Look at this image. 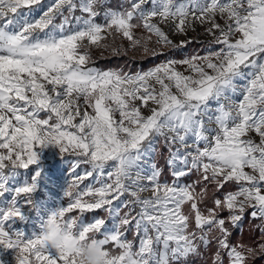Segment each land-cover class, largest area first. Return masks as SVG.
Masks as SVG:
<instances>
[{"label":"snow or ice","instance_id":"obj_1","mask_svg":"<svg viewBox=\"0 0 264 264\" xmlns=\"http://www.w3.org/2000/svg\"><path fill=\"white\" fill-rule=\"evenodd\" d=\"M106 4L0 0V264H186L213 244L212 264H248L256 250L231 243L229 225L247 213L264 234V0ZM197 23L206 55L89 66L94 49L119 54L117 37L145 55L183 48L169 33ZM161 141L171 181L145 171ZM49 147L72 157L54 209L40 198ZM210 186L231 190L202 207Z\"/></svg>","mask_w":264,"mask_h":264},{"label":"rangeland","instance_id":"obj_2","mask_svg":"<svg viewBox=\"0 0 264 264\" xmlns=\"http://www.w3.org/2000/svg\"><path fill=\"white\" fill-rule=\"evenodd\" d=\"M51 2H52V0H43V6L46 7ZM121 2H122V0H119L118 7L120 6ZM109 4H111L110 0H107L106 7H108L107 5H109ZM40 11H41V9L39 7H37V10L34 13H32V17L39 16ZM32 17H30V18H32ZM99 19L100 18H98V20ZM220 22L223 23V21H220ZM207 27H208V25H200L199 23H197L195 25V30L194 31L190 30L188 32L187 36H181L178 34L169 33L170 38L174 42L178 43L179 41L184 40L187 42L186 45H189L192 42H196V43L202 44V48H194V49H191L189 52L186 51L184 56L181 58H177L176 56L172 55V56L168 57L167 59L163 60V62H165L168 59H182V58L188 57V56L193 55V54L206 55L210 50H213L214 46L209 43V41L212 39V37L207 35L206 31H205V29ZM165 31H168V28H165ZM142 34L143 33L141 32V30L138 29L137 35H142ZM154 39L155 38H153V40ZM109 40H111V37H109ZM116 44L118 46H120L121 50L119 53H126L134 59H142V58L147 57L148 55H153L151 52H149V54L145 55L141 49H132L131 47H129L128 41L121 40L119 37H117V39H116ZM149 47L152 48V47H157V46L154 44H150ZM177 49H179V48H176L175 50H177ZM183 49H184V47L181 48L180 51H183ZM200 49L203 50L202 53L199 52ZM168 50H169L168 48L160 49L157 47L158 52L159 51L165 52ZM111 55H115V54H113V52L111 50L101 51V50H95L94 49L92 51L93 61L91 64H93L100 57L111 56ZM91 64H90L91 67H95ZM95 68H97V67H95ZM97 69H99V68H97ZM150 69L151 68H149L147 70H143V71H138V72H144V71H148ZM109 70H115V69H105L102 71H109ZM116 71H121V70H116ZM123 72H125V71H123ZM138 72H135V73H138ZM126 73H128V72H126ZM145 114H147L146 110H145ZM118 118L119 117L117 115V119ZM157 148H158V145H157ZM157 154H158V151L155 154H153L151 157L148 158V163L144 165L145 171H147V172L151 171V169L148 167V164H151V163H155L157 165V167L159 168L157 161H156ZM168 157H169V155H168ZM71 160H72V157L66 156L65 158H62L58 153V149H53L51 147L44 149L43 153L41 154V166L43 168V181L44 182H42V185H41L42 193H41L40 198L44 201L46 207L49 209H54L57 206V202L60 201V199H61L62 189L64 188L65 183L68 179V174L70 171V165L72 163ZM167 160H168V158H167ZM87 167H88L87 165H82L81 169H78L77 171H82L83 169H85ZM170 172H171V169H170ZM193 180H195V179H193ZM193 180L191 179V181H193ZM191 181H186V183H189ZM88 183H92L91 178L89 180L85 181V184H88ZM97 186H99V185H97ZM81 187H83V185H81ZM45 193H46V195H45ZM125 198L126 197H122L121 199H125ZM65 203H66V201H65ZM117 203H119V202H117ZM125 211H126V209H125ZM121 214L123 215V212ZM94 216L106 217V214L103 211L98 210V211L93 212V213H85L83 219L87 223V222L91 221ZM243 221H244V219L236 227H241L243 224ZM112 223H113L112 220L108 219V226L109 227H112ZM260 225H261V223H260ZM130 233L131 232H129L128 235ZM207 250L202 248L201 249L202 255H204L205 251H207ZM202 255H200V256H202ZM200 256H196V257H200ZM191 257H193V256H190L187 259L186 264H195V263H192ZM6 259L8 260L9 264H13V257L11 254L7 255Z\"/></svg>","mask_w":264,"mask_h":264},{"label":"trees","instance_id":"obj_3","mask_svg":"<svg viewBox=\"0 0 264 264\" xmlns=\"http://www.w3.org/2000/svg\"><path fill=\"white\" fill-rule=\"evenodd\" d=\"M118 2L119 0H110L111 4L107 6L111 8H117ZM194 48H202V44L192 42L189 45H186L183 51H180L181 48L177 50L169 49L168 51L163 52V55H148L147 57L142 59H134L126 53H119L111 56H103L98 58L91 65L99 68L100 70L115 69L128 73H135L138 71H143L152 68L162 63L163 60L167 59L172 55L176 56L177 58H181L184 56L186 51L189 52L191 49ZM199 52L202 53L203 50L200 49ZM168 155V148L163 144V141H161L160 144H158V154L156 161L159 168L162 170L161 179L164 181H171L172 179L170 174V168L167 164ZM191 179H196V176H189L188 178H186L185 182L191 181ZM226 190L231 189L226 186V188L221 192H214V189L210 186L208 199L206 201V204L202 205V207H212L213 196H222L223 191ZM185 211H187V208H185ZM221 216L227 217L228 212H222ZM260 223L261 222L259 220L252 219L250 215L246 213L241 227H232L231 225H229L231 231V243L236 245H246L256 250V255L249 259L248 264H264V251H261L259 247L261 244H264V234H262L260 230ZM128 238L132 239V233L128 235ZM215 251L216 248L213 244L207 251H205L204 255L200 257H191L192 263L212 264V255ZM225 264H227L226 258Z\"/></svg>","mask_w":264,"mask_h":264},{"label":"clouds","instance_id":"obj_4","mask_svg":"<svg viewBox=\"0 0 264 264\" xmlns=\"http://www.w3.org/2000/svg\"><path fill=\"white\" fill-rule=\"evenodd\" d=\"M88 254L86 253V256H87ZM89 259H90V257H89Z\"/></svg>","mask_w":264,"mask_h":264}]
</instances>
